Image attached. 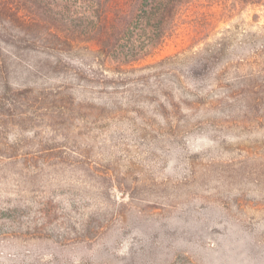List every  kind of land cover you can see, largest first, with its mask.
<instances>
[{
	"label": "rangeland",
	"instance_id": "374dc122",
	"mask_svg": "<svg viewBox=\"0 0 264 264\" xmlns=\"http://www.w3.org/2000/svg\"><path fill=\"white\" fill-rule=\"evenodd\" d=\"M94 27L0 17V264H264V0Z\"/></svg>",
	"mask_w": 264,
	"mask_h": 264
},
{
	"label": "trees",
	"instance_id": "16d2710c",
	"mask_svg": "<svg viewBox=\"0 0 264 264\" xmlns=\"http://www.w3.org/2000/svg\"><path fill=\"white\" fill-rule=\"evenodd\" d=\"M78 1L82 6L80 10L69 6L60 8L54 0H0V17L4 29L13 40L27 36L26 41L34 43H42L48 35H55L58 39L66 38V32L74 31L76 21H95L93 32L97 35V41L100 42L102 35L110 29L121 46L124 42L131 47L129 52L131 55L140 52L133 37L144 32L149 36L145 48L153 46L163 34L165 23L172 19L177 5L182 2V0ZM240 1L255 3L258 0ZM144 20H153L157 24L151 26L152 29H149L151 31H147L142 24ZM62 24L66 29L60 28Z\"/></svg>",
	"mask_w": 264,
	"mask_h": 264
}]
</instances>
